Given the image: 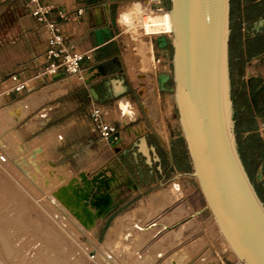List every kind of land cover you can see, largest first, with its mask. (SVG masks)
Returning <instances> with one entry per match:
<instances>
[{
    "label": "crops",
    "instance_id": "obj_1",
    "mask_svg": "<svg viewBox=\"0 0 264 264\" xmlns=\"http://www.w3.org/2000/svg\"><path fill=\"white\" fill-rule=\"evenodd\" d=\"M23 1L26 17L19 19L14 40L3 47L6 48L4 56L12 65L9 71L15 75L16 85L25 83L27 87L20 96L12 90L8 103L23 95H39V106L34 111L38 114L32 125L26 124L20 131L24 132V141H40L34 149L42 150L47 156L46 161L53 167L68 168L70 164L66 161L83 159L86 164L79 173L86 174L89 180L104 172L111 180L110 193L113 201L120 204L119 210L142 194L146 187L192 180L193 168L179 120L175 119L177 109L169 91L170 85L163 89L159 84L161 74H170L166 69L170 47L156 48L150 38V42H146L151 47L150 60L144 69L140 54L131 51V44L121 40L122 29L117 18L126 2L131 0H41L39 9L32 0ZM134 1H142L146 9L152 11H167V0ZM81 9L84 13L79 16L78 10ZM7 10L8 13L14 12L12 6ZM36 11L60 24L66 45L71 44L76 52L91 57L81 61L78 73L68 75L61 71L51 80L41 77L51 35L35 15ZM100 28H109L114 35L106 42V51L100 50L94 35ZM230 29L232 92L243 90L245 93L244 100L239 101V109L232 99L234 118L236 124L238 121L243 124L242 118L248 113L253 130L245 132L244 136L256 133L264 143V0H231ZM151 57L157 67L148 70L152 65ZM142 75L147 78H140ZM121 102L128 105L133 121L120 109ZM94 107L101 111L105 123L117 129L114 136L117 139L113 143L101 138L90 116ZM50 135L59 142L46 146L45 138ZM142 136L148 138L152 164L146 151L135 146ZM34 149L28 148L27 155ZM249 164L252 181L264 203V156L249 160ZM130 195L133 197L126 200ZM122 214L125 213L118 216ZM103 220L107 221V217ZM124 221V218L119 220L120 229ZM158 244V250L169 247L168 242L161 244L159 241ZM166 255H170V251ZM161 260L158 259L157 263ZM165 264H191V260L183 249L167 258Z\"/></svg>",
    "mask_w": 264,
    "mask_h": 264
},
{
    "label": "rangeland",
    "instance_id": "obj_2",
    "mask_svg": "<svg viewBox=\"0 0 264 264\" xmlns=\"http://www.w3.org/2000/svg\"><path fill=\"white\" fill-rule=\"evenodd\" d=\"M40 1L34 2L38 9L40 8ZM137 2L142 6V13L133 8ZM9 6L14 8V12L8 13L7 7ZM169 8V0L166 2L167 11H152L146 9L142 1L131 0L126 2L125 9L121 11L131 12L133 21L131 29L121 26V40L131 44V51L140 54L144 69L145 64L150 60L149 55L151 53V47H148L146 42L153 38L154 45L158 48L156 39L160 36H167V34H157L145 30V24L151 18L169 13ZM24 10L25 3L23 0H0V156L3 155L7 159L9 157L15 162L27 161L28 173H30L28 175L23 174L16 163L6 165L0 161V214L6 218L11 235H13V245L20 251V255L28 260L49 261V259H53L59 264H101L96 250L99 247L102 248L104 244H109L103 248L112 247L109 250L116 249L115 253L111 251L114 255L117 254L116 256L125 264H165L167 258L183 249L188 253L191 264H213V262L216 264H241L223 242L220 232L216 228L212 212L208 208L194 177L192 180H182L180 184L177 180L172 182L171 187L174 186L173 184H177L180 195H170L168 198H172L176 202L168 199V204L159 207L158 210L161 208V211L158 213H154L155 211L151 213L152 210L148 209L146 204L153 195L170 192L169 190H172L170 185L169 187L167 185L154 188L146 187L144 192L133 198L127 206L120 210L118 207L110 218V215L107 216V221L102 218L95 219L94 225L85 230L84 233L78 231L77 226L81 227V222L74 215L63 223L62 217L54 214L46 196L56 194L64 186H80L82 188L83 178L81 175L84 173L79 172L84 168L86 160L66 161L70 164L68 168L57 165L53 167L49 161H46L47 156L42 150L34 149L40 141L36 140L31 143L24 141V132H20L21 128L26 124L32 125L37 112H33L15 127L6 126L2 121L1 112L5 107L21 102L28 96L23 95L8 103L13 94L12 90L16 93L15 95L19 96L23 91L16 92L14 90L19 84L16 85L13 78L15 75L9 71L12 65L8 63V57L4 56L6 55L4 51L6 48L3 47L16 37L17 23L19 19H24L27 14ZM172 54L170 47L166 65V69L170 73L172 71ZM151 60L152 65L148 70L157 67L153 57ZM233 84L231 75V89ZM13 97L16 98V96ZM172 100L175 101L174 94ZM177 118L179 120L176 110L175 119ZM133 119L134 116L129 120L133 121ZM54 141L59 142V139H55L51 135L45 138L46 146L51 145ZM28 148L34 149L30 155L26 153ZM48 152V155L53 157V154ZM183 168L186 169V166ZM86 179L89 181L87 176ZM131 197L133 196H128L126 200ZM141 206L147 210H142L143 207ZM167 206L169 207L166 208ZM155 210L157 211V208ZM142 211L150 213V215L142 213ZM198 211H201V214H198ZM138 212L141 216L138 215ZM121 213L125 214L118 216ZM131 215L135 216L131 217ZM144 215L146 216L145 219L148 218L147 221L144 219ZM122 218L125 219V226L123 225L120 229L119 220ZM181 229L180 233L179 230ZM116 238H118L117 241ZM156 239H159L161 244L168 242L169 247L158 250L159 244L154 242ZM113 240L118 243L116 244L118 247ZM168 251H170V255H166ZM158 259L162 260L157 263Z\"/></svg>",
    "mask_w": 264,
    "mask_h": 264
},
{
    "label": "water",
    "instance_id": "obj_3",
    "mask_svg": "<svg viewBox=\"0 0 264 264\" xmlns=\"http://www.w3.org/2000/svg\"><path fill=\"white\" fill-rule=\"evenodd\" d=\"M169 1L173 39L160 36L156 41L160 49L172 48V71L161 74L159 84L163 89L170 85L174 94L191 175L198 179L208 208L240 262L264 264V203L240 154L234 118L231 0ZM94 35L101 51H106V42L114 38L109 28H100ZM124 91L128 92L127 87ZM116 139H110L111 143ZM135 146L146 151L152 164L148 138L140 137ZM81 178L83 187L72 190L69 200L73 212H87L90 206L97 219H103L119 207L104 172L90 181L85 174ZM66 192L61 190L62 196Z\"/></svg>",
    "mask_w": 264,
    "mask_h": 264
},
{
    "label": "bare ground",
    "instance_id": "obj_4",
    "mask_svg": "<svg viewBox=\"0 0 264 264\" xmlns=\"http://www.w3.org/2000/svg\"><path fill=\"white\" fill-rule=\"evenodd\" d=\"M165 18H167V20ZM145 30L151 31V32H154L157 34H165V35L167 34V36L170 39H173V30H172V26H171L170 13H164L163 15H161L159 17L151 18L150 21L145 24ZM140 78L146 79L147 76L142 75ZM38 106H39V95L32 94V95L26 97L21 102L16 103L15 105L5 107L1 112L2 121L6 126L9 125V126L15 127V125L20 124L24 119L28 118L29 115H31ZM120 109L122 110L124 115H126L128 118L132 117V112L130 111V109H129L128 105H126V103L121 102L120 103ZM0 161L2 163H5L6 165H9L10 163H13V164L16 163V166L18 167V169L23 174H25V175L30 174V173H28V162L27 161H22V162L16 161L15 162V161H12L11 159H9V157H8V159L5 158L4 162L1 159H0ZM26 167H27V169H26ZM194 178L199 185L198 179L196 177H194ZM109 181H111V180L109 179ZM110 184H111V182H110ZM173 185H174L173 187H171V185H170V189H172V190L168 189L170 192L165 191L167 193H161V194H158L155 196L153 195V197L151 199H149V201L146 205H147L148 209L152 210L151 213H153V211H155L154 213H156V212L158 213V211H161L160 210L161 208L159 210H158V208L164 207L165 205L168 204L167 203L168 199L169 200L172 199V198L170 199L168 197H170V195L174 196L173 194H175V195L178 194V188L179 187L177 186V184H173ZM199 187H200V185H199ZM63 189H66V191H67L66 196H62V194H61V190H63ZM74 189L78 190L79 188L74 187V186H70V185L61 187L56 194L47 195L46 199H47L49 206L54 211V214L56 213V214H58V216L62 217L63 223L66 220H68L72 215H74L76 217V219L81 222V224H80L81 227L77 226L78 231L84 233L85 230H87L88 228H90L94 225L95 219H97V217L95 215L96 212L94 209H92L89 206H88L87 212H84L83 210H79L78 215H77V213H75L71 210L69 200H71L73 197L74 193L72 192V190H74ZM179 195L180 194H178V196ZM177 198H179V197H177ZM177 198H176V200H177ZM172 202L175 203L176 201H173V199H172ZM172 202L170 201V203H172ZM141 207H143L142 210H145L144 206H141ZM156 208H157V211L155 210ZM82 209H84V207H82ZM205 209L207 210V208H205ZM148 212H150V211H148ZM142 213H147V212L142 211ZM200 213H201V211H198V214H200ZM139 214L140 213L138 212V215ZM147 214L150 215V213H147ZM135 215H131V217H134ZM138 215H136V216H138ZM145 215H144V219L146 217ZM2 216L0 214V259H1L0 264H2V263L3 264H44L46 262H47V264H59L57 261H55L53 259H49V261L48 260L43 261V260H38V259H36V260L24 259V256L20 255V251H18V249L13 245V241H12L13 235H11L10 228L6 222V218L5 217L3 218ZM139 216H141V215H139ZM213 217H214V215H213ZM142 218H143V216H142ZM147 219H145V220L147 221ZM214 220H215L216 228L220 232L219 234L222 237L223 242L225 243L227 248H229L230 252L237 259V261L240 262V260L235 255V253L231 249L230 245L228 244V242L224 238L223 234L221 233L215 217H214ZM183 228H184V225H183ZM179 231L181 233L182 229ZM117 239L118 238H116L115 240L117 241ZM116 241H114L115 245L118 244ZM158 241H159V239L155 242H157V244H158ZM112 245L114 248L118 247V245H116V247L114 244H112ZM104 246L107 247V246H109V244L108 245L104 244ZM103 247L102 248L99 247L98 250H96L97 251L96 252L97 257H98L99 261L101 262V264H123V262L120 260V258L116 256L117 254L114 255V253H115L114 251L116 249H114V250L111 249L114 252L113 253L111 250H109L112 247H110V248L108 247L107 249L103 248ZM148 251H149V249L147 250V252ZM241 264H243V263H241Z\"/></svg>",
    "mask_w": 264,
    "mask_h": 264
},
{
    "label": "built area",
    "instance_id": "obj_5",
    "mask_svg": "<svg viewBox=\"0 0 264 264\" xmlns=\"http://www.w3.org/2000/svg\"><path fill=\"white\" fill-rule=\"evenodd\" d=\"M33 3L37 0H32ZM84 11L78 10V15L81 16ZM35 15L39 16V21L44 23L50 33L49 45L50 48L47 51L46 55V66L41 71V77L47 79H54L58 76L61 71L68 75H73L78 73L79 65L81 61L87 57L91 58L88 55H83L76 52L73 45H66L65 37L61 26L54 20H49L46 15L41 11H36ZM15 78V76L13 77ZM25 83H20L15 87L16 92H21L26 89ZM91 118L94 120L96 127L100 133V136L103 140L109 141L117 133V129L111 125L104 122L102 118V113L99 109L93 108L90 112ZM0 159L4 162L5 158L2 155Z\"/></svg>",
    "mask_w": 264,
    "mask_h": 264
},
{
    "label": "trees",
    "instance_id": "obj_6",
    "mask_svg": "<svg viewBox=\"0 0 264 264\" xmlns=\"http://www.w3.org/2000/svg\"><path fill=\"white\" fill-rule=\"evenodd\" d=\"M233 70V65L231 66ZM245 98V93L243 90L240 93L232 92V99L234 100L236 109H239L240 103L239 101H243ZM244 123L242 124L241 121L237 122L236 124V132H237V139L239 144V151L242 156L243 162L250 174V177L253 179V174L250 170L249 160L255 161L258 156H264V143L256 133H251L247 136H244L245 132H249L253 130V121L248 115H244L242 118Z\"/></svg>",
    "mask_w": 264,
    "mask_h": 264
},
{
    "label": "clouds",
    "instance_id": "obj_7",
    "mask_svg": "<svg viewBox=\"0 0 264 264\" xmlns=\"http://www.w3.org/2000/svg\"><path fill=\"white\" fill-rule=\"evenodd\" d=\"M133 8L141 13L143 11L141 4L138 2L133 5ZM165 19L167 20V18ZM117 23L120 24L121 26H125L128 29H131L133 27L132 13L129 11H124L119 13L117 18Z\"/></svg>",
    "mask_w": 264,
    "mask_h": 264
}]
</instances>
